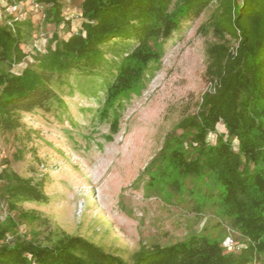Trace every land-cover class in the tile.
I'll use <instances>...</instances> for the list:
<instances>
[{
  "label": "trees",
  "instance_id": "obj_1",
  "mask_svg": "<svg viewBox=\"0 0 264 264\" xmlns=\"http://www.w3.org/2000/svg\"><path fill=\"white\" fill-rule=\"evenodd\" d=\"M64 1L8 0L20 5L23 16L0 18V133L24 128L25 114L63 107L58 87L73 72L90 75L108 63V52L114 58L106 100L111 110L161 61L157 42L170 38L183 18H198L214 5L212 26L237 46L209 49L208 90L198 109L167 134L144 173L164 198L186 194L199 212L214 209L239 240L232 239L236 249L229 250L231 235L192 234L167 246L141 244L127 261L81 236L64 235L45 245L19 235L9 217L8 225L0 224V264H264V0H72L79 1L80 29L68 38L54 33L44 54L26 52L23 45L35 26L28 17L32 4L43 6L35 12L58 28L72 23L63 15ZM117 121L116 115L113 127ZM0 176L11 211L48 200L31 179L14 171ZM26 215L20 212L19 218Z\"/></svg>",
  "mask_w": 264,
  "mask_h": 264
},
{
  "label": "rangeland",
  "instance_id": "obj_2",
  "mask_svg": "<svg viewBox=\"0 0 264 264\" xmlns=\"http://www.w3.org/2000/svg\"><path fill=\"white\" fill-rule=\"evenodd\" d=\"M64 3L63 15L70 26L56 28L35 10L29 12L35 26L23 45L26 52L44 54L54 33L68 38L80 29L79 1ZM215 9L213 5L198 18H183L170 38L159 40L161 61L152 64L141 86L121 97L111 110L106 100L114 73L109 63L114 58L108 52V63L90 75L73 72L58 85L63 107L25 114L24 128L0 133V175L14 171L31 179L48 198L21 203L11 211L2 197L7 183L0 176V224L8 225L12 217L19 235L45 245L64 235L81 236L127 261L141 244L167 246L192 234L222 232L239 240L236 230L214 209L199 212L186 194L175 192L164 198L149 187L150 177L144 173L158 157L167 134L184 115L198 109L208 90L209 49L237 46L212 26ZM210 141L215 142V135ZM20 212L26 217L19 218Z\"/></svg>",
  "mask_w": 264,
  "mask_h": 264
},
{
  "label": "built area",
  "instance_id": "obj_3",
  "mask_svg": "<svg viewBox=\"0 0 264 264\" xmlns=\"http://www.w3.org/2000/svg\"><path fill=\"white\" fill-rule=\"evenodd\" d=\"M3 7H5V11L8 12L9 15H18V17H22L23 14L21 13V7L19 4H11L9 5L8 0H0V18H2L4 16V10ZM32 9L36 10V11H43V6L35 3L32 4ZM227 245L229 250H235V243L232 239H228L227 240Z\"/></svg>",
  "mask_w": 264,
  "mask_h": 264
}]
</instances>
